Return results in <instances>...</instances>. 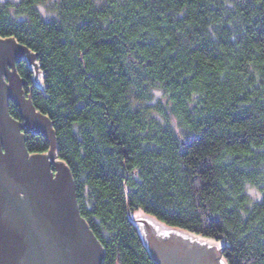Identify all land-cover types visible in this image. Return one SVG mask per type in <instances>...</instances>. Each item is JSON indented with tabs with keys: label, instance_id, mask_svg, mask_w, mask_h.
Here are the masks:
<instances>
[{
	"label": "trees",
	"instance_id": "16d2710c",
	"mask_svg": "<svg viewBox=\"0 0 264 264\" xmlns=\"http://www.w3.org/2000/svg\"><path fill=\"white\" fill-rule=\"evenodd\" d=\"M44 1H0V36L37 55L15 68L52 121L102 264H159L138 209L221 241L227 264H264V5L54 0L46 18ZM9 112L23 120L13 100Z\"/></svg>",
	"mask_w": 264,
	"mask_h": 264
},
{
	"label": "water",
	"instance_id": "95a60500",
	"mask_svg": "<svg viewBox=\"0 0 264 264\" xmlns=\"http://www.w3.org/2000/svg\"><path fill=\"white\" fill-rule=\"evenodd\" d=\"M4 45L12 54L3 58L0 53V264H102V244L79 211L69 167L57 158L52 121L24 94L25 82L15 68L16 61L26 58L36 69L37 55L16 39H0V47ZM38 73L36 81H41ZM10 100L18 105L22 121L9 112ZM29 131L49 140L47 152L27 150ZM132 217L160 264L166 259L146 236L154 240L169 229L189 243L218 251L219 264H227L223 248L207 237L167 225L142 210Z\"/></svg>",
	"mask_w": 264,
	"mask_h": 264
},
{
	"label": "flooded vegetation",
	"instance_id": "af4514ba",
	"mask_svg": "<svg viewBox=\"0 0 264 264\" xmlns=\"http://www.w3.org/2000/svg\"><path fill=\"white\" fill-rule=\"evenodd\" d=\"M175 232L178 233L173 229L163 231L154 236V240L149 238L148 234L146 236L148 241H153V244L157 246L158 253L166 259L164 264H219L218 251L189 243L186 238L180 237ZM169 253L174 256H170Z\"/></svg>",
	"mask_w": 264,
	"mask_h": 264
},
{
	"label": "rangeland",
	"instance_id": "374dc122",
	"mask_svg": "<svg viewBox=\"0 0 264 264\" xmlns=\"http://www.w3.org/2000/svg\"><path fill=\"white\" fill-rule=\"evenodd\" d=\"M1 2L2 1H5V0H0ZM53 1L54 0H45L44 2H42V3H40L39 4V9H40V11H41V13L46 17V18H49V17H51V15L52 14H55L54 13V8H52V6H53ZM35 60V59H34ZM39 77H40V75H38ZM6 78V77H5ZM6 80L8 81V79L6 78ZM161 94V90L160 89H155L154 90V98H153V101L154 100H156V98L159 96ZM22 121V120H21ZM249 192L251 193V194H253V196L254 197H256V196H258V194H257V190H256V188L255 187H249ZM142 209H138V210H136L135 212H133L132 213V216L134 215V214H136V213H139L140 211H141ZM143 211V210H142ZM149 214V213H148ZM151 215V214H150ZM164 223V222H163ZM166 224V223H165ZM177 228V227H176ZM140 231V230H139ZM190 232V231H189ZM141 233V232H140ZM191 234H195V233H193V232H190ZM142 235V234H141ZM198 235V237L199 238H203L204 236H202V235H199V234H197ZM142 238H143V236H142ZM208 238V240H209V242H214V243H216V244H220V249H222L223 248V243L221 242V241H219V240H217V239H214V238H209V237H207ZM144 240V239H143ZM222 251H223V249H222ZM221 251V253H222V255H223V252ZM152 254V253H151ZM153 256V255H152ZM224 257V256H223ZM225 258V257H224ZM226 260V259H225ZM158 262V261H157ZM159 263V262H158ZM160 264V263H159Z\"/></svg>",
	"mask_w": 264,
	"mask_h": 264
},
{
	"label": "snow or ice",
	"instance_id": "6c2138e0",
	"mask_svg": "<svg viewBox=\"0 0 264 264\" xmlns=\"http://www.w3.org/2000/svg\"><path fill=\"white\" fill-rule=\"evenodd\" d=\"M258 2L261 5H264V0H258ZM0 39L7 40V39H15V38L14 37H0ZM25 47L27 46L25 45ZM0 53L3 54V58H6L7 56L12 54V50L7 45H4L3 47H0Z\"/></svg>",
	"mask_w": 264,
	"mask_h": 264
},
{
	"label": "bare ground",
	"instance_id": "6f19581e",
	"mask_svg": "<svg viewBox=\"0 0 264 264\" xmlns=\"http://www.w3.org/2000/svg\"><path fill=\"white\" fill-rule=\"evenodd\" d=\"M21 59H23V58H21ZM21 59H20V60H21ZM24 59H26V58H24ZM23 85H24V84H23ZM23 85H22V87H23ZM54 168H55V167H53V169H54ZM78 207H79V206H78Z\"/></svg>",
	"mask_w": 264,
	"mask_h": 264
}]
</instances>
